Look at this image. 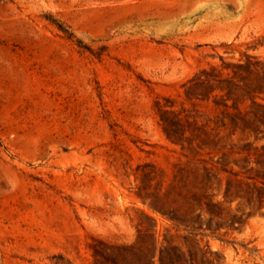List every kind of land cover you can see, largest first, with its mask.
<instances>
[{"label": "rangeland", "instance_id": "1", "mask_svg": "<svg viewBox=\"0 0 264 264\" xmlns=\"http://www.w3.org/2000/svg\"><path fill=\"white\" fill-rule=\"evenodd\" d=\"M246 56L264 58V0H0V264H264V207L223 202L244 222L217 225L176 194L182 169L246 156L214 129L236 111L221 93H185ZM157 104L215 147L168 139Z\"/></svg>", "mask_w": 264, "mask_h": 264}, {"label": "trees", "instance_id": "2", "mask_svg": "<svg viewBox=\"0 0 264 264\" xmlns=\"http://www.w3.org/2000/svg\"><path fill=\"white\" fill-rule=\"evenodd\" d=\"M224 68L229 70L225 75L213 66L210 69L199 70L188 79L185 93L189 98H208L215 91L221 93L220 98L223 102H216V104L222 105L225 109L232 107L236 111H223L221 118L213 120L214 129H227L228 135L240 131L247 140L240 147V151H245L246 156L235 160L237 170L232 167L227 168V163H220L219 168H214L215 166H208L204 160L199 161L192 171L182 169L185 171L181 176L184 182L189 183L191 176L193 184L184 193L176 194L189 205L196 206L199 209L198 216L207 213L208 219L214 217L218 219L217 225L221 223L233 226L235 223L244 222L243 213L238 215L230 213V208L226 210L221 207L223 202L231 204L233 201H238L237 204H243L252 212L264 207V143L259 146L255 144L257 140L264 137V133L259 135L262 132L261 129H264V103L257 100L264 94V58L246 56L244 60L226 63ZM239 96H242V99L251 100L248 109L242 111L235 106ZM228 99L233 100L232 105L227 104ZM166 101L169 100L166 99ZM157 105L162 128L168 139L179 143L182 147L184 143L192 146L194 142L198 148L215 147L219 140L216 138L219 131L213 134L204 126H197L190 122L187 114L183 120L180 112L167 110L164 108L165 104ZM250 136H253V141L248 140ZM234 146L232 144L229 148L232 149ZM223 155L226 154L223 153ZM251 156H253L252 159ZM221 171L227 173L223 187L219 178ZM213 180L217 181L218 189L222 190V200L214 201V194L208 193ZM171 218L187 226L191 223L179 216H171ZM159 263L167 264L163 254L160 255Z\"/></svg>", "mask_w": 264, "mask_h": 264}]
</instances>
